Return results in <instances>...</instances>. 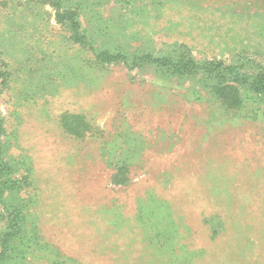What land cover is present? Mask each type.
I'll return each instance as SVG.
<instances>
[{
	"label": "rangeland",
	"instance_id": "1",
	"mask_svg": "<svg viewBox=\"0 0 264 264\" xmlns=\"http://www.w3.org/2000/svg\"><path fill=\"white\" fill-rule=\"evenodd\" d=\"M258 75L264 0H0V264H264Z\"/></svg>",
	"mask_w": 264,
	"mask_h": 264
},
{
	"label": "trees",
	"instance_id": "2",
	"mask_svg": "<svg viewBox=\"0 0 264 264\" xmlns=\"http://www.w3.org/2000/svg\"><path fill=\"white\" fill-rule=\"evenodd\" d=\"M59 16H61V20H65L68 19L69 21L72 22V28L75 31V37L77 40H82V36L81 33L79 31V22L78 20H75V11H71V10H64L62 12H59ZM84 36V35H83ZM99 59L102 62H112V61H116V60H120V61H125V63H127L128 57L126 55H122V54H111L107 51H103L100 52L98 54ZM138 59L134 58V62L137 63ZM140 60V66H144L147 62L152 63L155 68H157V70L159 72H170L172 74H192L195 72L196 69H198V63L192 59V58H188V59H176L173 60L170 57L167 56H154L152 54L150 55H143L142 57L139 58ZM139 64V63H138ZM216 67V66H215ZM219 68H215L214 70L211 69V67H208L204 70V73L206 74H214L216 73V71ZM234 67H228L225 66L223 67V69L221 71L218 72H228L230 70H233ZM235 70V69H234ZM217 75H219L218 73H216ZM243 74L240 71H235L234 74H232L231 76L233 77V80L230 84H224L223 80H220V84L218 86H215L214 88L211 89V91L214 93H218L219 95H224L223 90H225L226 88H234L237 89L239 87V83L242 82V79L240 78ZM263 76V75H262ZM261 75L255 76L251 82V88L254 92L257 93H261L263 94L264 97V76L262 77ZM224 77V76H223ZM3 167V164H1ZM5 189V188H4ZM3 191V189H1Z\"/></svg>",
	"mask_w": 264,
	"mask_h": 264
}]
</instances>
